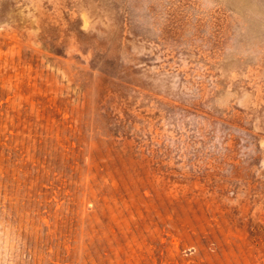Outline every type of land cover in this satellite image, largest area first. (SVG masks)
I'll return each instance as SVG.
<instances>
[{
	"label": "rangeland",
	"instance_id": "rangeland-1",
	"mask_svg": "<svg viewBox=\"0 0 264 264\" xmlns=\"http://www.w3.org/2000/svg\"><path fill=\"white\" fill-rule=\"evenodd\" d=\"M0 264H264V0H0Z\"/></svg>",
	"mask_w": 264,
	"mask_h": 264
}]
</instances>
